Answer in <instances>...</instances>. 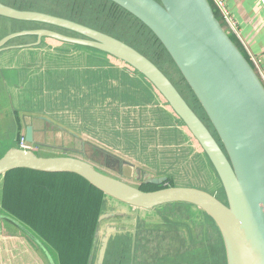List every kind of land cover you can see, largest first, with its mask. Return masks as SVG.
Masks as SVG:
<instances>
[{"label": "water", "instance_id": "water-1", "mask_svg": "<svg viewBox=\"0 0 264 264\" xmlns=\"http://www.w3.org/2000/svg\"><path fill=\"white\" fill-rule=\"evenodd\" d=\"M109 1L140 21L159 41L215 135L151 60L125 42L98 30L0 2L2 18L42 23L79 36L46 29L13 32L0 39V52L32 47L46 38L88 47L122 63L144 78L184 125L216 173L225 202L203 190L188 187L143 191L141 185L162 186L168 178L156 176L129 157L84 140L47 118H40L48 127L46 132H35L27 123L22 137L28 149L16 144L3 153L0 180L16 169L70 173L99 190L105 200L137 211H151L172 204L190 205L202 211L215 225L225 264H264V83L257 71L216 18L209 0ZM22 36H36L37 42L6 47L11 40ZM45 151L50 155H45ZM128 179L139 185L129 183ZM123 217L124 214L110 210L98 216L89 264L96 246L94 264H103L112 235L125 232V227L105 225L100 234L102 223ZM4 222L21 238L27 239L29 245H34L46 264H56L42 238L0 208V228Z\"/></svg>", "mask_w": 264, "mask_h": 264}, {"label": "rangeland", "instance_id": "rangeland-1", "mask_svg": "<svg viewBox=\"0 0 264 264\" xmlns=\"http://www.w3.org/2000/svg\"><path fill=\"white\" fill-rule=\"evenodd\" d=\"M16 1L25 5L32 4L38 10L45 9L38 12L72 18L87 25L102 26L112 34L120 35L163 72L215 135L167 53L140 24L127 16L125 19L113 17L112 12H108V3L103 0ZM34 28L37 27L0 19V38L9 33ZM30 41L32 39L21 38L11 44L22 45ZM19 53H13V59L10 58L11 63L17 60L14 63L19 65L16 72L5 66L2 70L0 68V157L7 148L18 144L22 137L21 115L45 116L100 143L107 139L114 148L115 144H122L128 139L130 144H123L122 150L116 152L132 158L156 176H170L171 179L165 187L195 188L225 202L222 187L212 166L186 130L184 136L177 132L178 129L182 131L178 124L170 122L158 130L156 126H144L134 115L125 129H119L111 117L116 115L118 108L81 107L83 104L90 106V100L95 99V94L97 101L110 98L118 101L123 97L122 91L137 93L139 88L144 89L143 82L140 86L130 78L132 75L122 63L110 58L104 60L97 50L72 44L64 45L50 39H45V47L23 53L22 58H19ZM42 53H45V57L40 56ZM7 57L1 56L0 63L7 62ZM11 73L13 75L8 76ZM90 89L94 92L91 93ZM10 100H13L14 107L10 106ZM137 112L139 113L138 110ZM142 116L145 117V114ZM17 118L21 137L14 139ZM167 130L168 136L175 137L178 141L164 142L167 140ZM47 152L45 151V155H50ZM128 182L139 185L133 179H128ZM0 186L3 187L1 182ZM142 187L143 185L140 188ZM2 194L0 188V202ZM104 210L122 213L124 217L103 222L100 234L103 233L102 228L105 225L125 227V232L112 235L103 264H183V259L193 255L194 245L210 246V251L207 252L208 264H214V260L218 259L221 242L219 233L212 224L205 222L204 217L194 207L185 206V212L182 206L174 205L151 211H137L106 198ZM8 230H11L9 226ZM28 243L30 242L25 238L13 237L11 243H6L5 251L10 253L9 249L12 248V260L15 256L17 264H45V258L40 251ZM97 247L93 249L90 264H94Z\"/></svg>", "mask_w": 264, "mask_h": 264}, {"label": "trees", "instance_id": "trees-1", "mask_svg": "<svg viewBox=\"0 0 264 264\" xmlns=\"http://www.w3.org/2000/svg\"><path fill=\"white\" fill-rule=\"evenodd\" d=\"M103 1L108 3V12H112L113 17L122 19H125V16L129 17L147 30L159 43L155 36L140 21L111 1ZM0 2L20 10L45 11V9L38 10L34 8L32 4L25 5L16 0H0ZM213 11L216 18L225 28L214 8ZM0 19L6 22L30 24L2 17ZM65 19L74 21L72 18ZM77 23L125 42L120 35L112 34L102 26L87 25L79 21ZM230 38L248 60L238 43L231 36ZM125 43L131 45L128 42ZM2 181L3 194L0 208L36 232L47 245L49 252L54 255L56 264H89L88 259L92 251L97 218L104 211L106 201L99 190L88 184L81 177L70 173L48 174L16 169L6 173L2 177ZM160 188L163 187L143 185L141 190L154 191ZM178 205L182 206L184 212L185 206L193 207L185 204ZM196 210L204 217L207 224H212L215 227L209 217L197 208ZM209 251L210 246L194 245L192 248L193 255L183 259L182 263L208 264L209 256L207 252ZM224 260V252L220 242L218 259L214 260V264H225Z\"/></svg>", "mask_w": 264, "mask_h": 264}, {"label": "crops", "instance_id": "crops-1", "mask_svg": "<svg viewBox=\"0 0 264 264\" xmlns=\"http://www.w3.org/2000/svg\"><path fill=\"white\" fill-rule=\"evenodd\" d=\"M223 2L228 12L230 13L232 21H233L234 30L227 29L229 36H231L238 43L241 49L245 52L247 58L248 59L253 58L256 61H258L262 70L264 71V0H223ZM22 51L24 52L8 51V52L2 53L1 56H8L7 58L9 59L5 63H0L1 70L3 69L2 67L5 66V67L10 68L11 71L16 72L15 70L19 67V65L14 64L17 60L11 63V59H13L11 58L12 57L11 55L13 53L17 54V52H20L19 54L21 56L19 58H22L23 53L33 52L30 50H22ZM98 54L102 55L104 60H106L107 58L112 59L111 57L107 56L104 53L99 52ZM110 59H109V62L113 64L110 61ZM19 70L20 68L18 69V71ZM126 70L128 73L132 75L130 76V78L135 80V82H137L139 85L140 83L143 82L144 89L142 87L139 88V91L137 93H134V92L127 93V92L122 91L123 97L122 99H118V101L111 99V98L108 100L97 101L96 94H95V99L90 100L91 102L90 106L87 104H83L81 105V107L111 108V109H113L114 107L118 108L116 115L114 116L112 115L111 117L114 119L113 123L119 129H122V128L125 129L124 127H126L127 124L131 122L132 117L135 115L138 117V119H140L144 123V126L150 127V128H154L156 126L158 130L163 129L159 127H165L170 122L176 123L179 126H181V130H182L180 131L178 129L177 132L184 136V131L186 130L184 128V125L181 123V121H179L172 114L168 106L152 89L151 85L148 82H146L144 78L138 76L132 70H129L128 68H126ZM13 73H11L8 76H12ZM111 84H113V80ZM90 91L91 93L94 92L92 91V89H90ZM96 93L98 94V92ZM145 98H151V100H148ZM137 110L139 111V113L137 112ZM142 114H145V117L142 116ZM33 117H37V116H33ZM42 118L50 119L45 116H42ZM40 120L41 119L39 118L38 120L32 121V119L30 118V115H27L21 123V128L24 131L27 123H30L33 126L35 132L44 131L43 123L39 122ZM61 126L69 130L70 132H73L76 135L81 136L84 140H90L91 142L99 144L102 147H105L112 151H120L123 148V144L127 146L130 144V141L127 139V140H124L122 144H115V148H114L113 145L107 141V139H104L105 141L103 140L102 143H100L94 140L93 138L92 139L88 138L87 135L83 133H79V132L69 129L65 125H61ZM179 126L177 128H179ZM168 135L169 133L167 130L165 132V137L167 140H165L164 142L178 141L177 138L175 137L170 138ZM50 138H53L52 134H50ZM97 139H103V138H97ZM136 146H139V144H137ZM129 155L132 157L134 156L132 154H129ZM130 159L133 160L132 158ZM166 177L168 178V180L171 179L170 176H166ZM0 182L3 185L2 179L0 180ZM0 188L1 190H3L2 186H0ZM3 224L4 225H1V228H0V264H6L7 261H9V264H17L15 261V256L12 260V248L9 249V252L11 254L7 253L5 251V248L7 246L6 243H11L13 240V237H16V238L18 237L19 239L21 237L17 234L16 230H13L11 227H10L11 230L10 231L8 230V226H10L9 223L4 222ZM5 240H6V243H5ZM24 254L25 253H23L22 257H24Z\"/></svg>", "mask_w": 264, "mask_h": 264}, {"label": "flooded vegetation", "instance_id": "flooded-vegetation-1", "mask_svg": "<svg viewBox=\"0 0 264 264\" xmlns=\"http://www.w3.org/2000/svg\"><path fill=\"white\" fill-rule=\"evenodd\" d=\"M31 11H35V10H31ZM74 22V21H73ZM30 24H34V25H42V26H38L37 28H34V29H30V30H39V29H46V30H52V31H55V32H58V33H61V34H64V35H68V34H72V35H69V36H72V37H79L78 35H76L75 33H72L70 31H67V30H64V29H61V28H57V27H53V26H50V25H46V24H42V23H36V22H28ZM77 23V22H76ZM23 31V30H21ZM10 34V33H9ZM8 35V34H7ZM6 36V35H5ZM4 37V36H3ZM2 37V38H3ZM0 38V39H2ZM21 38H29V39H32V41L28 42V43H25V44H22V45H30V44H35L37 42V37L36 36H22V37H18V38H15L13 40H11L9 43L6 44V47H16V46H21V45H13L11 44L12 42H14L15 40H19ZM45 39L46 38H41L40 42L35 45V46H32V47H27V48H13V49H7V50H4L0 53H4V52H8V51H22V50H30V51H34V50H37L39 47H45ZM65 45V43H63ZM45 52V51H43ZM40 56H44L45 57V53H42L40 54ZM10 106L14 107V104H13V100H10ZM15 114V112H13ZM27 116V115H26ZM26 116H23L21 115L20 117V120H21V123L22 121L24 120V118ZM30 118L33 120H38L39 118H42V116H37V117H33V115H30ZM17 120L16 124H15V137L14 139H18L19 136L21 135V131H20V128H19V124H18V118L15 119ZM15 120H14V123H15ZM39 122L43 123V127H44V132H46L48 130V127L45 126V121L44 120H40ZM26 128V127H25ZM25 131V130H24ZM22 130V133L24 132ZM21 137V136H20ZM17 142V140H16ZM168 181V180H167ZM167 183V182H166ZM165 183V184H166ZM165 184L162 185V187H165ZM148 186V185H147ZM174 206H179L178 204H172ZM168 206H171V205H168Z\"/></svg>", "mask_w": 264, "mask_h": 264}, {"label": "built area", "instance_id": "built-area-1", "mask_svg": "<svg viewBox=\"0 0 264 264\" xmlns=\"http://www.w3.org/2000/svg\"><path fill=\"white\" fill-rule=\"evenodd\" d=\"M214 10L218 13L219 17L221 18L222 22L225 25L226 29L234 30L233 28V21L231 18L230 13L228 12L223 0H209ZM253 68L257 71L259 77L261 78L262 82L264 83V71L262 70L258 61L253 58L248 59ZM18 145L22 148L28 149L29 146L24 142L23 137L20 138Z\"/></svg>", "mask_w": 264, "mask_h": 264}]
</instances>
